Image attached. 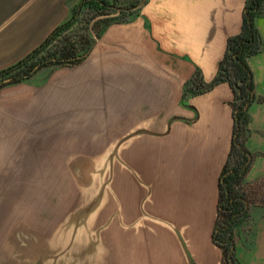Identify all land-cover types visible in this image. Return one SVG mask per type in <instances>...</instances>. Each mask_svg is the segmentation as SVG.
Segmentation results:
<instances>
[{"label":"crops","instance_id":"1","mask_svg":"<svg viewBox=\"0 0 264 264\" xmlns=\"http://www.w3.org/2000/svg\"><path fill=\"white\" fill-rule=\"evenodd\" d=\"M244 2L145 0L130 20L105 27L73 78L78 124L105 131L107 146L77 153L76 195L50 218L60 222L41 234L14 231L0 264H220L211 232L233 92L227 82L183 91L196 71L204 83L215 76ZM74 3L0 0V70L43 42ZM254 23L262 47L247 59L257 98L248 114L252 153L264 157V14Z\"/></svg>","mask_w":264,"mask_h":264},{"label":"rangeland","instance_id":"2","mask_svg":"<svg viewBox=\"0 0 264 264\" xmlns=\"http://www.w3.org/2000/svg\"><path fill=\"white\" fill-rule=\"evenodd\" d=\"M89 1L75 0L73 6L81 5L70 27L37 56L53 53L65 39L86 35L91 40L93 24L101 25V20L111 16L126 17L137 8L131 3L137 5L142 0H108L112 4L108 16H95ZM75 68L76 64L49 65L33 79L0 87V247L14 231L31 229L41 234L46 227L56 226L60 221L50 224V218L67 208L78 189L81 176L73 173L76 164L80 165L77 153L107 146L105 131L93 133L92 126L78 124ZM186 84L184 88L192 85ZM249 121L244 143L252 162L243 191L251 207L248 218L235 229L236 255L240 264H264V157L252 153Z\"/></svg>","mask_w":264,"mask_h":264},{"label":"trees","instance_id":"3","mask_svg":"<svg viewBox=\"0 0 264 264\" xmlns=\"http://www.w3.org/2000/svg\"><path fill=\"white\" fill-rule=\"evenodd\" d=\"M144 1L137 5L131 3V6L137 7L136 11H129L126 17L111 16L101 20V25L99 22L93 24L91 29L94 31V38L98 37L102 28L109 23L130 20ZM80 5L81 3L73 6L70 17L58 24L35 49L16 63L0 70V87L28 79L39 69L49 65H75L88 54L94 38L90 40L86 35H79L77 40H63L53 53L37 56L52 39L70 27ZM88 7L95 11V16H108L111 14L112 4L108 0H90ZM262 14L264 0H245L240 29L227 38L215 76L204 83L196 71L186 84L190 82L192 85L190 88L185 87L183 91V96L202 93L218 83L227 82L233 92L230 102L233 117L231 145L219 175L217 215L211 232L213 242L222 252L220 264H240L236 255L235 229L248 218L251 207V202L243 191V183L252 162V154L244 143V134L249 120V108L257 98L253 74L247 59L261 50L262 40L254 20Z\"/></svg>","mask_w":264,"mask_h":264}]
</instances>
